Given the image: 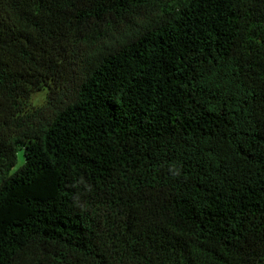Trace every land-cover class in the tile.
Instances as JSON below:
<instances>
[{
    "label": "trees",
    "instance_id": "16d2710c",
    "mask_svg": "<svg viewBox=\"0 0 264 264\" xmlns=\"http://www.w3.org/2000/svg\"><path fill=\"white\" fill-rule=\"evenodd\" d=\"M0 264H264V0H0Z\"/></svg>",
    "mask_w": 264,
    "mask_h": 264
},
{
    "label": "rangeland",
    "instance_id": "374dc122",
    "mask_svg": "<svg viewBox=\"0 0 264 264\" xmlns=\"http://www.w3.org/2000/svg\"><path fill=\"white\" fill-rule=\"evenodd\" d=\"M46 95H47V90L34 92L29 99L31 106L33 107L43 106V104L46 101ZM22 162H23V150L20 149L18 151V164L16 165V167L19 166Z\"/></svg>",
    "mask_w": 264,
    "mask_h": 264
}]
</instances>
